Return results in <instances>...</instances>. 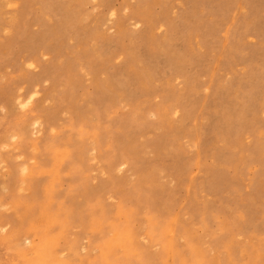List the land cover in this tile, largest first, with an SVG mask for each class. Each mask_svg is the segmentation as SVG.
Masks as SVG:
<instances>
[{
  "label": "rangeland",
  "instance_id": "1",
  "mask_svg": "<svg viewBox=\"0 0 264 264\" xmlns=\"http://www.w3.org/2000/svg\"><path fill=\"white\" fill-rule=\"evenodd\" d=\"M126 211L151 264L152 215L264 264V0H0V264H104Z\"/></svg>",
  "mask_w": 264,
  "mask_h": 264
},
{
  "label": "bare ground",
  "instance_id": "2",
  "mask_svg": "<svg viewBox=\"0 0 264 264\" xmlns=\"http://www.w3.org/2000/svg\"><path fill=\"white\" fill-rule=\"evenodd\" d=\"M31 1H33V0H29V2H31ZM9 19L11 21V18H9ZM37 93H38L37 91L30 92L25 99L22 96H18V97H16V99L18 101L17 100L16 101H17V103L19 102L21 104L28 105L33 101L34 96L37 95ZM38 123H39V121H37V119H35L32 124L38 126L39 125ZM37 126H35V127H37ZM250 145H252V144H250ZM92 152H90V153H92ZM89 155L90 154H88V156ZM90 157H92V156L90 155ZM123 164L124 163H120L119 166H122ZM24 170L27 172L26 166H25ZM25 171H23L24 174H26ZM22 176H25V175H23L21 173V177ZM19 190H20V188H19ZM20 191H22V189ZM124 208H126V207H124ZM131 213L132 212H130V211H126L125 224L124 225H122L120 227H113L117 231L115 233V239H113L112 242H108L104 245L105 252L101 254V261L104 264H131V260H136V259L143 261V263H145V264H151L150 258L148 256V254L145 252V250H141V252L139 254H135V250L133 249V247H134L133 234L130 232L128 225H127L129 223L128 217L131 216ZM150 219H151V221H150L151 223L149 226V236H150V239L152 242H159V244L162 245V255L164 258L163 264H187L188 261H187V258H185V255L181 251L176 250L174 247V244H173L174 236L172 233L173 229L168 230V233L170 235H172L173 239L166 242L164 236L167 232V230H166L167 227H165V225H163L161 223V219L156 215H152L150 217ZM248 220H250V218H247V213H246L245 221H248ZM203 222L206 225L204 220H203ZM222 224H223V222L221 223V225ZM30 225H32V224H30ZM29 226H28V228H29ZM28 230H29V232L31 231L30 229H28ZM26 232H28V231H26ZM174 234H175V231H174ZM221 239H222V236H220L219 240H221ZM44 243H45V241L43 242V244ZM188 244L190 246L191 242L188 241ZM27 245H29V244H27ZM117 245H120V246L125 248L126 255L122 259L114 258V260H113L112 256L110 254L112 253L113 248ZM53 246H54V241L53 240H47L44 246L40 247V249L38 248L39 249L38 250V260H39L38 264H49V260L51 259V254H52L51 251H52ZM236 246H237V244H236ZM101 247H103V244ZM242 249L243 250H241V249L240 250L238 249V250L247 254V256L249 257V262H251V264L253 263V261L256 263L257 260L260 259V254L253 247L248 246V247H246V248L244 247ZM191 256H193V259H192L193 264H219V263H216V260H212V261L207 260L205 253L196 244L191 246Z\"/></svg>",
  "mask_w": 264,
  "mask_h": 264
},
{
  "label": "snow or ice",
  "instance_id": "3",
  "mask_svg": "<svg viewBox=\"0 0 264 264\" xmlns=\"http://www.w3.org/2000/svg\"><path fill=\"white\" fill-rule=\"evenodd\" d=\"M8 7H9V8H13V7H16V5L9 4ZM30 67H31V65H30ZM21 107H26V105H21Z\"/></svg>",
  "mask_w": 264,
  "mask_h": 264
}]
</instances>
